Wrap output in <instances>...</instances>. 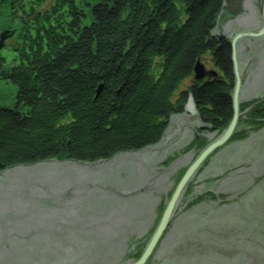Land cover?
I'll list each match as a JSON object with an SVG mask.
<instances>
[{
	"label": "trees",
	"instance_id": "1",
	"mask_svg": "<svg viewBox=\"0 0 264 264\" xmlns=\"http://www.w3.org/2000/svg\"><path fill=\"white\" fill-rule=\"evenodd\" d=\"M224 3L0 0V78L18 87L15 106L0 103V172L140 150L160 142L176 114L220 133L233 116L235 84L230 38L213 33ZM207 51L217 73L174 95ZM189 95L195 117L185 111ZM242 109L230 140L246 134L242 122L264 124V97L241 101ZM131 245L134 261L145 246Z\"/></svg>",
	"mask_w": 264,
	"mask_h": 264
},
{
	"label": "rangeland",
	"instance_id": "2",
	"mask_svg": "<svg viewBox=\"0 0 264 264\" xmlns=\"http://www.w3.org/2000/svg\"><path fill=\"white\" fill-rule=\"evenodd\" d=\"M242 3L233 17L227 9L218 14L213 33L231 39L260 27L262 0ZM235 48L239 102L263 98L264 34L241 37ZM202 62L213 68L208 51ZM17 90L0 78V103L15 106ZM175 117L160 142L140 150L90 163L57 158L2 170L0 264L130 263L131 243L145 246L179 177L223 130ZM239 125L246 134L212 151L191 177L146 264H264V124Z\"/></svg>",
	"mask_w": 264,
	"mask_h": 264
},
{
	"label": "water",
	"instance_id": "3",
	"mask_svg": "<svg viewBox=\"0 0 264 264\" xmlns=\"http://www.w3.org/2000/svg\"><path fill=\"white\" fill-rule=\"evenodd\" d=\"M225 3L227 0H224ZM262 6H261V16H262V22L260 24V27L255 29H249V30H241L238 33L234 34L232 38L230 39V46L232 48V55L231 59H233V70H234V76H235V84L233 88V94H232V103H233V116L231 117V120L227 124V126L222 130V132L210 143H208L206 146L203 147V149L200 151V153L193 159V161L189 164V166L184 170V173L179 177V180L177 181L176 186L170 193L169 199L165 203V207L161 213V217L159 219V222L155 226V229L151 233L150 237L148 238V242L145 245V247L142 249L143 251L138 256V258L134 261H132L129 264H145L147 260L149 259V256L154 251V248L156 247L157 243L159 242V239L161 235L166 231L168 228V225L170 224V221L172 219V214L175 210V204L180 198L181 192L183 189L187 186L189 183L191 177L197 172L196 170L200 167V165L206 160V158L211 154L212 151L217 149L221 144H223L225 141H227L233 132V130L236 127L237 121L242 118L243 111H239V89L241 86V76L242 72L238 69V60L236 59V42L241 37H249L254 36L258 37L262 34H264V0H262ZM233 9L228 7L225 9L228 10L229 13L235 14L237 10L239 9V5L237 2L232 3ZM193 75L192 79H200L205 76L209 75H215L217 72L213 68H205L202 61H200L199 58L196 59V63L193 67ZM185 111L196 115L197 110L193 103L192 96L189 95L186 103H185Z\"/></svg>",
	"mask_w": 264,
	"mask_h": 264
},
{
	"label": "flooded vegetation",
	"instance_id": "4",
	"mask_svg": "<svg viewBox=\"0 0 264 264\" xmlns=\"http://www.w3.org/2000/svg\"><path fill=\"white\" fill-rule=\"evenodd\" d=\"M234 2H237V4L239 5V9H238V10H243V3H242V0H227L226 3H224V4H225V7H226V8L228 7V9H229V8L233 9L234 6H233L232 3H234ZM244 5H245V4H244ZM229 15L232 16L233 14L230 13ZM233 16H234V15H233ZM233 16H232V17H233ZM166 231H167V229H166ZM166 231H165V232H166Z\"/></svg>",
	"mask_w": 264,
	"mask_h": 264
},
{
	"label": "crops",
	"instance_id": "5",
	"mask_svg": "<svg viewBox=\"0 0 264 264\" xmlns=\"http://www.w3.org/2000/svg\"><path fill=\"white\" fill-rule=\"evenodd\" d=\"M176 118V117H175Z\"/></svg>",
	"mask_w": 264,
	"mask_h": 264
}]
</instances>
